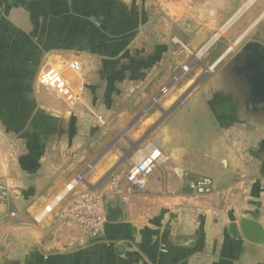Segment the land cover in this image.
<instances>
[{
    "label": "crops",
    "instance_id": "obj_1",
    "mask_svg": "<svg viewBox=\"0 0 264 264\" xmlns=\"http://www.w3.org/2000/svg\"><path fill=\"white\" fill-rule=\"evenodd\" d=\"M32 1L0 0V30L13 38L34 35L37 55L47 61L41 71H61L76 100L37 83L31 86L35 108L24 126L0 127V181L13 196L10 208H0V264H146L152 250L167 244L209 250L223 264H264V246L228 231L242 218L264 225V115L248 113L221 78L218 68L232 48L211 57L206 72L218 69L216 78L191 94L183 93L193 80L176 93L173 79L195 65L181 64L172 79L167 75V8L195 30L188 42L174 38L196 51L218 29L230 37L245 27L241 38L247 37L264 20V0H182L188 7L160 0L155 9L143 0ZM29 9L40 15L36 24ZM150 44L163 50L153 53ZM205 47L191 56L199 60ZM135 50L158 60L140 80L120 66ZM73 61L81 71L71 68ZM109 75L112 84L105 81ZM186 122L207 124L216 135L189 146L181 131ZM250 124L257 128L236 142L232 131ZM153 148L168 160L153 171L146 189L126 201L107 197L122 207L123 222L108 223L90 240L59 221L63 201L56 198L68 185L75 183V192L101 191L112 173L125 174ZM198 173L212 179L211 195L188 192ZM8 209L17 218L9 219Z\"/></svg>",
    "mask_w": 264,
    "mask_h": 264
},
{
    "label": "rangeland",
    "instance_id": "obj_2",
    "mask_svg": "<svg viewBox=\"0 0 264 264\" xmlns=\"http://www.w3.org/2000/svg\"><path fill=\"white\" fill-rule=\"evenodd\" d=\"M186 1L188 2L189 5H192L194 2V0H190V1L186 0ZM180 2L183 4L182 6L188 7L184 5V1L181 0L179 1V3ZM167 3H170L171 5L174 4L171 2H167ZM175 3H178V2H175ZM171 13H172V10L167 8V75L171 73L169 78L172 79L174 75L178 74L179 65L181 64L184 65L190 62V65H195L192 70H190V67H187L189 71L184 72L182 76L177 81L174 82V86L176 87V90H175L176 93H179L181 88L188 85L191 80H193V82L188 85L186 91L183 93L184 95H186L188 92L189 94H191L197 88H200L201 85H204L205 83H207V81L211 80L212 78H216L217 72L219 70L221 71V68L224 67V65H226L228 61L233 59V61L235 62L237 54L240 52V50L242 49V47L245 45L247 41L256 40L255 42H259L264 45V20H262L260 24L257 26V28H255L245 38H241L243 34L242 30L245 27L237 28L236 31H234L232 36L230 37H229L228 30L218 29L213 34L208 35L206 42L201 47H199L198 50L189 51L186 47L183 46L181 41L175 39L174 36H178L184 42H188L194 35L195 30H187L185 27V22H182L180 24L179 23L180 21L178 18L179 16L171 14ZM186 19H188L187 20V23H188V21L190 19L192 20L193 17L186 18ZM225 20L221 21L220 24H224ZM233 29L234 28L232 27V30ZM135 33L137 35L138 31L136 30ZM210 40L212 41L210 43H207ZM153 46H155L153 49V51L155 52L153 53H157V51L159 53L163 50L162 44H159V45L150 44L149 48L151 49ZM204 46H206L204 48L205 50L200 55L199 60H196L194 57L191 56L190 52L195 53L199 51L201 48H203ZM144 47L142 48L144 49ZM136 48H139V47H136ZM230 48H232V50L229 54H227L224 62L222 63L220 68H218L219 70L216 69L214 72H211L210 74H208L206 72L208 71L206 68L212 66L211 57H213L214 54H217L221 51L226 52ZM133 53L136 54V50ZM140 53L141 54L143 53L142 55H147L145 54L146 52L144 50L143 52L140 51ZM46 64H47V61H44L43 59H38L32 62L33 67L31 69L32 71H34V73H33V76H31L32 78L31 86L39 83L38 79H39L40 73L42 72L41 70L43 69L42 66H45ZM202 77H203V80L200 81V83L194 87V85ZM109 79L111 80V78H107V80L105 79V81H109ZM218 88H219V85H218ZM31 94L34 95L35 91L32 90ZM208 95L211 99H215V96L212 95L211 93H208ZM33 99L35 100L34 97ZM198 99H200L199 95L194 97V100H198ZM241 106H243V103H241ZM240 111L241 113H243V109H240ZM7 123H10V121L0 120V127L4 128V131L8 130L6 126ZM255 124L258 125V123H255ZM256 128L257 126H255L254 124L253 125L250 124L249 126L238 129L234 132L232 131V135L235 137L236 142H240L242 139L241 137L245 136V133L247 131H250L251 129L255 130ZM181 131H183L184 135L186 136V142L189 146H199L201 145V143H205L206 141L212 140L213 137L216 135L215 130H213L207 124H203V123H200V124L198 123L197 125H195V124L186 122V126L182 128ZM248 145L249 144H247V147ZM208 173L209 175L211 176L214 175L215 177V174H213L212 172H208ZM201 174L202 173H198L197 177L200 178V176H202ZM203 250L204 249L197 248V247L196 248L194 247L193 249H190V250H181L179 248H175L174 246H171L168 244L162 245L160 248L156 247L154 251L152 250L151 255L147 256V260L149 261L146 264H223L222 257H219L220 259L218 260L216 253H213L209 250H205V251ZM199 256H201V258ZM193 259H197V260L195 261Z\"/></svg>",
    "mask_w": 264,
    "mask_h": 264
},
{
    "label": "built area",
    "instance_id": "obj_3",
    "mask_svg": "<svg viewBox=\"0 0 264 264\" xmlns=\"http://www.w3.org/2000/svg\"><path fill=\"white\" fill-rule=\"evenodd\" d=\"M152 8L159 5L160 0H143ZM167 2H177L179 0H163ZM71 68L76 72L81 71L82 66L78 61L71 63ZM38 82L41 86L53 89L58 95L69 101H74L70 85L64 78L61 71L49 68L39 75ZM166 93L167 90L163 88ZM76 100V99H75ZM72 154L69 158L73 159ZM168 160L162 152L153 148L146 155L139 157L138 161L132 165L125 174L112 173L105 187L101 191L87 190L75 192V183L66 187L65 193L56 198L57 202L63 201V206L59 211L58 219L61 223L73 226L90 240L98 239L104 232L106 225V203L107 197L127 198L133 193L144 191L147 182L153 171ZM189 177V175L185 174ZM82 180V177L79 178ZM188 192L195 197H205L213 193V181L209 177L193 178L188 181ZM13 203V196L10 188L0 181V208L10 206ZM52 207L46 210L51 212ZM9 219L17 218L15 211L8 209Z\"/></svg>",
    "mask_w": 264,
    "mask_h": 264
},
{
    "label": "trees",
    "instance_id": "obj_4",
    "mask_svg": "<svg viewBox=\"0 0 264 264\" xmlns=\"http://www.w3.org/2000/svg\"><path fill=\"white\" fill-rule=\"evenodd\" d=\"M29 12L36 24V15H40L35 10ZM37 54L34 35L13 38L0 30V120L10 121L6 125L8 130H20L35 108L31 94L34 71L31 68L32 62L39 59ZM142 56L137 52L134 57H129L128 63L121 64L124 74L133 73L129 76L133 80L143 79L144 71L158 61L156 56ZM107 78H111L110 75ZM108 82L112 84V78Z\"/></svg>",
    "mask_w": 264,
    "mask_h": 264
},
{
    "label": "water",
    "instance_id": "obj_5",
    "mask_svg": "<svg viewBox=\"0 0 264 264\" xmlns=\"http://www.w3.org/2000/svg\"><path fill=\"white\" fill-rule=\"evenodd\" d=\"M235 61L237 66L235 71L248 86L250 100L253 105H264V45L259 42L246 43L237 54ZM186 71L183 69L174 79L177 81ZM200 79L195 85L197 86ZM170 87H165L168 90ZM162 90L161 94H164ZM189 93V92H188ZM158 98L154 99V102ZM106 203V221L107 223H121L124 220L123 209L116 205L109 198L105 199ZM229 235L234 239L243 238L246 241L264 246V225L258 221L242 218L239 222H232L228 226ZM190 244H188L189 246Z\"/></svg>",
    "mask_w": 264,
    "mask_h": 264
},
{
    "label": "flooded vegetation",
    "instance_id": "obj_6",
    "mask_svg": "<svg viewBox=\"0 0 264 264\" xmlns=\"http://www.w3.org/2000/svg\"><path fill=\"white\" fill-rule=\"evenodd\" d=\"M236 66L237 62H234L233 59L228 61L226 65L221 68V78L230 88L238 92L239 98L243 100L244 108L247 112L251 115H264V105L257 106L251 103L248 86L245 81L237 76L235 71Z\"/></svg>",
    "mask_w": 264,
    "mask_h": 264
}]
</instances>
